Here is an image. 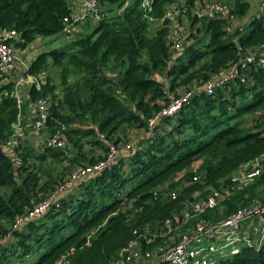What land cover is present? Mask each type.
I'll list each match as a JSON object with an SVG mask.
<instances>
[{
	"label": "trees",
	"instance_id": "1",
	"mask_svg": "<svg viewBox=\"0 0 264 264\" xmlns=\"http://www.w3.org/2000/svg\"><path fill=\"white\" fill-rule=\"evenodd\" d=\"M140 1L100 0L102 17L89 32L78 30L29 63L21 77L36 81L23 97L18 93L20 105L16 83L0 78V240H6L0 264H114L147 227L178 217L206 189L229 188L256 160L255 181L235 187L198 221L217 224L241 208L264 205V0L261 12L252 0H215L238 21L231 33V20L192 16L213 0H153L148 13ZM173 4L183 6L175 24L185 32L175 52L167 40L171 23L163 20ZM72 15L68 0H0V32L17 33L12 45L23 52L37 38L64 37ZM247 55L254 61L246 63ZM50 68L58 71V86L49 75L39 79ZM215 76L223 79L206 95L204 86ZM185 92L192 93L189 102L149 132L148 121ZM39 100L51 103L40 131L45 141L5 148L18 121L26 129ZM130 136H137L130 154L82 177L48 212L14 228L74 170L94 166L110 145L126 144ZM54 137L63 149L46 146ZM13 153L21 165L11 161ZM139 241L143 253L165 248L161 238ZM217 264H264V229L254 245Z\"/></svg>",
	"mask_w": 264,
	"mask_h": 264
},
{
	"label": "built area",
	"instance_id": "2",
	"mask_svg": "<svg viewBox=\"0 0 264 264\" xmlns=\"http://www.w3.org/2000/svg\"><path fill=\"white\" fill-rule=\"evenodd\" d=\"M100 0H79L77 11L73 13L71 23L67 24L64 31L65 40H70L77 32L78 26L88 21L97 22L101 19ZM153 0H141L140 5L145 13L152 10ZM262 6L259 8L261 12ZM184 12L183 6L173 4L169 6L163 20L171 23L170 32L167 40L172 52L178 51L184 43L185 32L182 27L175 24V20ZM192 16L198 19H221L231 20V26L227 28V32L231 33L233 27L238 25V21L230 17L229 7L225 3L209 1L202 7H197ZM67 22V21H66ZM18 39V34L9 32H0V78H8L17 69L16 57L13 52L12 41ZM246 63L254 61L253 55H247ZM235 71L230 73H222L220 75H233ZM27 80L35 83L32 77H25ZM231 77H228L230 79ZM217 79L221 81L223 76H215L204 86L206 95L212 94V89L217 85ZM25 79L20 81L24 85ZM191 92H185L176 97H172L171 102L160 113L155 115L148 121V131L153 130L163 118L171 117L177 113L182 106L189 102ZM17 102L20 105L21 99L16 90ZM51 103L48 100H39L34 107V121L32 128L40 132L46 123ZM25 129L21 122L18 121L14 126V134L12 138L5 144V148L13 151L19 150L20 146L26 139ZM142 136V135H141ZM132 140V139H131ZM126 144L118 146L110 145L107 154L101 161L94 166L85 167L75 171L72 176L64 181V183L55 191L52 197L38 203L28 216L22 218L14 225L15 229L24 226L28 221L37 219L45 212L50 210L55 199L62 193L71 189L74 183L82 177L90 174L99 173L110 167L118 158L130 154L137 141V137ZM47 147H58L63 149L65 143L57 137L45 142ZM11 161L14 165H21L20 158L13 153ZM261 164L256 160L240 171H238L231 179L232 185L223 190L206 189L199 195L192 196L184 204L183 209L178 217L167 219L157 229L146 228L142 235L136 237L129 246L122 250L114 264H217L220 259H225L237 255L244 247H250L257 241L260 232L264 229V205H252L244 207L233 213L227 220L211 224L204 220L198 221L203 214L214 210L219 202L228 196L235 187L242 188L255 181L260 175ZM175 199V196H170ZM197 220L186 233H178V231L187 226L190 222ZM157 238L163 239L165 248H158L155 252H142L139 239H143L146 245H151ZM166 238V239H165ZM173 240L174 243H171ZM6 240H0V246ZM60 264H68L64 259Z\"/></svg>",
	"mask_w": 264,
	"mask_h": 264
},
{
	"label": "rangeland",
	"instance_id": "3",
	"mask_svg": "<svg viewBox=\"0 0 264 264\" xmlns=\"http://www.w3.org/2000/svg\"><path fill=\"white\" fill-rule=\"evenodd\" d=\"M69 1V4L71 5V8H72V11L73 13H75L77 11V7H78V1L76 2V4H72L71 0H68ZM215 1V0H213ZM257 1V0H256ZM260 7V6H259ZM92 23H95V22H91V21H88L86 23H83L82 25L78 26V30H82V31H86V32H89L92 28ZM77 30V31H78ZM39 40V41H38ZM42 43V45H46L48 46L47 47V50H51V49H55V48H58L59 46H61L63 43H65V38L63 36H61V34H58V35H55V36H49V37H43V38H37L35 40L34 43L31 44V46L29 48L26 49V51L22 52V51H19L17 48H14L13 47V52H14V55L16 57V63H17V69L14 73L11 74L10 77H8L6 80L10 81L11 78H16L17 75H23V72L26 71V69L28 68L29 66V61L31 60H34L37 55H39L40 53H42L43 51L40 50L38 47L39 45ZM46 50V51H47ZM45 52V51H44ZM43 75H45L44 77H46L47 75L50 76V78L57 84L58 86V82H59V79H58V71L54 68H50L49 69V72L48 73H45V74H42L40 75V79L43 78ZM23 77H20L18 78L19 80L22 79ZM25 81H24V86H29L31 85L30 83H32V81L30 80H27L26 78H24ZM18 80V81H19ZM20 87H23L20 85ZM19 87V88H20ZM19 88H16V89H19ZM28 117H27V121H26V129H25V133L27 131V136H29V139L28 141H31V138L32 136H36V134L32 133V126L31 124L33 123L34 121V116L31 117L30 113L28 112ZM25 125V126H26ZM26 136V135H25ZM26 136V137H27ZM45 137V135H42L41 132L37 133V139L40 140V144H42V142H44L45 140H42L43 138ZM137 136H135L134 138L132 136L129 137V139L127 140V142L129 141L130 143H132V141H134L133 139H135ZM132 139V140H131ZM126 142V143H127ZM33 145H35L34 143H32ZM89 148L86 149V151H89L88 150ZM99 155V152H95V157H97ZM75 172V170L73 171ZM69 177V176H68ZM71 177V176H70ZM66 181V180H65ZM192 226L190 227H182L178 233H186L188 232V230L191 228ZM171 243H174L173 240L171 241ZM157 249L156 248H152V252H155ZM34 260H31L30 262H28L29 264L32 263Z\"/></svg>",
	"mask_w": 264,
	"mask_h": 264
},
{
	"label": "crops",
	"instance_id": "4",
	"mask_svg": "<svg viewBox=\"0 0 264 264\" xmlns=\"http://www.w3.org/2000/svg\"><path fill=\"white\" fill-rule=\"evenodd\" d=\"M71 2H72V4H76L77 0H71ZM251 2H252L253 7H255L254 10L256 11V10L259 8V0H257V1H256V0H252ZM253 12H254V11H253ZM38 41H39V40H38ZM29 47H30V46H29ZM29 47H28V48H29ZM47 47H48V46H46V45L44 46V45H42V43H41V44L39 45L38 48H39L40 50H42V51H46V50H47ZM25 51H26V50H25ZM25 51H24V52H25ZM30 62H31V60L29 61V63H30ZM21 76H22V75H17L16 78H11L10 81H13V82L16 83V84H15V89H16V88H19L20 85L23 86V87H20L19 89H16V90H17V93H19V94L22 95V97H23V93L25 92V89H26L25 87H26V86H24L23 84L20 83V81H23V79H24V78H22V79L19 80L18 78H20ZM44 76H45V75H43V78H42V79L45 78ZM39 79H40V78H39ZM18 80H19V81H18ZM19 97H21V96H19ZM29 113H30L31 117L34 116V109H31V110L29 111ZM28 115H29V114H28ZM29 117H30V116H29ZM29 117H28V118H29ZM28 139H29V136H27L25 140L28 141ZM44 139H45V137H44L42 140H44ZM31 142L34 143V144H36V143L40 142V140L37 139V136H32V138H31Z\"/></svg>",
	"mask_w": 264,
	"mask_h": 264
}]
</instances>
